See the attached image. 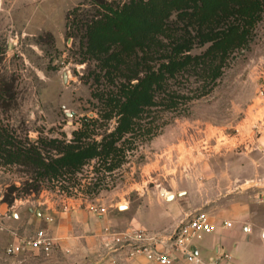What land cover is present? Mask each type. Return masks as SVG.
<instances>
[{"label": "rangeland", "instance_id": "rangeland-1", "mask_svg": "<svg viewBox=\"0 0 264 264\" xmlns=\"http://www.w3.org/2000/svg\"><path fill=\"white\" fill-rule=\"evenodd\" d=\"M77 5L90 7L91 0H0V74L7 83L14 80L17 97L9 110L0 113V121L22 139L27 132L32 140L70 139L87 120H92V137L100 139L117 124L116 118L101 115L105 111L97 90L104 83L93 77L95 62H79L80 33L67 36V14ZM172 19L177 23L175 16ZM206 47L197 44L191 53L200 54ZM209 73L206 65L170 79L167 89L176 102H159L151 108L143 127L127 137L122 164L111 171L92 161L76 179L50 184L9 205L3 202L4 194L12 184H21L24 172L0 164V264H91L83 248L88 244L83 233L89 232L81 228L78 217L70 220L69 227H61L75 235V250L70 253L61 248L9 255L6 246L15 235L31 236L38 229L54 236L55 212L69 199L79 200L90 218H98L92 206L108 207L117 230L140 227L138 218L148 227L160 226L166 221V204L151 196L184 190L185 181L193 183L190 201L196 210L219 215L237 203L250 206L251 227L261 237L246 231L249 253H245L260 261L264 154L240 143L263 111L259 89L264 84V18L248 46L231 54L215 81ZM108 260L105 253L99 260L94 257L93 264H109Z\"/></svg>", "mask_w": 264, "mask_h": 264}, {"label": "trees", "instance_id": "trees-1", "mask_svg": "<svg viewBox=\"0 0 264 264\" xmlns=\"http://www.w3.org/2000/svg\"><path fill=\"white\" fill-rule=\"evenodd\" d=\"M263 18L264 0H91L90 7H73L67 14V36L80 33L79 62H95L93 77L104 83L97 90L105 111L101 115L116 118L117 124L100 139L92 137V120H87L70 139L32 140L27 132L25 140L0 121V164L24 172L3 202L12 205L50 184L63 185L92 161L107 171L120 166L127 137L143 127L151 108L176 102L167 89L169 80L208 65L215 81L231 54L248 46ZM197 44L207 47L192 54ZM14 88V80L7 83L0 74V113L16 100Z\"/></svg>", "mask_w": 264, "mask_h": 264}, {"label": "built area", "instance_id": "built-area-1", "mask_svg": "<svg viewBox=\"0 0 264 264\" xmlns=\"http://www.w3.org/2000/svg\"><path fill=\"white\" fill-rule=\"evenodd\" d=\"M262 113L253 119L248 135L240 144L252 147L264 154V84L259 89ZM96 215H105L109 208L103 205L91 207ZM223 227H231L232 221L225 220ZM216 225L211 215L204 210L188 214L171 232L153 231L143 227L131 226L117 230L107 225L101 231V238L109 264H238L232 253L217 249L208 260L197 252L196 244L207 233L214 231ZM3 226L0 223V230ZM59 246L56 236L38 229L31 236H18L6 246V253L19 255L25 251L51 253Z\"/></svg>", "mask_w": 264, "mask_h": 264}, {"label": "crops", "instance_id": "crops-1", "mask_svg": "<svg viewBox=\"0 0 264 264\" xmlns=\"http://www.w3.org/2000/svg\"><path fill=\"white\" fill-rule=\"evenodd\" d=\"M192 184L191 181H185L183 183L184 190H171L165 196H151V198H157L158 201L166 204V221H163L164 224H160V226L148 227L140 218H138L140 220L139 226L153 231L171 232L182 219L197 209L194 208L193 202L190 201L192 198L191 193L194 189ZM246 204L237 203L234 205L233 210H226L219 215H215L214 213L210 214L216 227L213 232L206 234L203 240L196 244L197 252L203 259L208 260L215 254L217 249L222 248L232 252L234 259L238 264H264V248L259 253L260 261L246 257L245 252L249 253V249L247 242L244 240L246 235L245 232L255 231L259 237H261L260 232L251 227L250 206ZM190 206L192 207V210H190ZM55 214L54 217H56V221L54 225V236H56L59 242V246L56 250L62 248V250H65V252L67 251L68 253L75 250L72 247V244L76 243L75 235H69L70 228L61 227H69L70 220L78 217L82 221L81 228L85 231L88 230L90 234L83 233L88 241V244H83L86 245L83 247L85 249V256H87L90 262L92 261L91 264H93L94 257H97L98 260L104 257L105 249L100 234L105 226L111 225L108 213L101 216L98 215L97 219L94 217L90 218L89 215L91 213L81 206L79 200L69 199L65 202L64 207L59 211L57 210ZM17 215L19 216V214ZM225 220L232 221V226L228 228L223 227L222 223ZM90 230H93L94 233L91 234ZM174 264L185 263L182 261H176Z\"/></svg>", "mask_w": 264, "mask_h": 264}, {"label": "water", "instance_id": "water-1", "mask_svg": "<svg viewBox=\"0 0 264 264\" xmlns=\"http://www.w3.org/2000/svg\"><path fill=\"white\" fill-rule=\"evenodd\" d=\"M68 114H69V115H71V113H70V112H69Z\"/></svg>", "mask_w": 264, "mask_h": 264}]
</instances>
